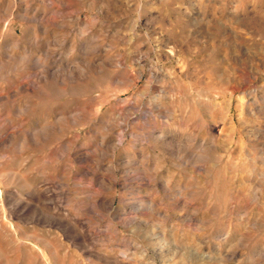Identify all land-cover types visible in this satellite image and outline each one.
Here are the masks:
<instances>
[{"label":"rangeland","instance_id":"1","mask_svg":"<svg viewBox=\"0 0 264 264\" xmlns=\"http://www.w3.org/2000/svg\"><path fill=\"white\" fill-rule=\"evenodd\" d=\"M0 264H264V0H0Z\"/></svg>","mask_w":264,"mask_h":264}]
</instances>
